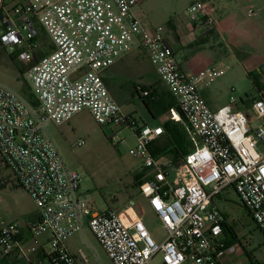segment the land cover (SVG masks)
Instances as JSON below:
<instances>
[{"label": "built area", "instance_id": "1", "mask_svg": "<svg viewBox=\"0 0 264 264\" xmlns=\"http://www.w3.org/2000/svg\"><path fill=\"white\" fill-rule=\"evenodd\" d=\"M138 4L0 0V49L24 64L36 100L31 104L0 84V168L10 172L38 211V218L26 225L28 247L17 225L0 227L2 259L27 260L39 247L36 238L48 235V264H77L65 241L86 226L112 264H152L156 257L159 264H223L237 254V246L222 242L225 216L212 200L227 189L264 236V98L251 99L246 113L237 108L239 99L231 89L226 105L210 110L199 90L223 69L180 70L166 27L144 28L133 15ZM186 13L193 29H214L206 4L191 3ZM254 15L249 8L247 16ZM38 27L50 47L40 40ZM136 49L146 52L159 82L187 119L182 121L175 109L169 118L183 123L191 143L176 163L155 158L149 150L163 135L162 126L125 115L103 82L102 72ZM139 94L147 97L150 90ZM82 111H88L112 144L125 140L119 136L124 130L135 138L128 154L142 160L138 191L162 225L160 241L151 237L132 200L118 210L98 212L79 193L81 178L64 164L48 126L67 124ZM83 144L81 140L76 146Z\"/></svg>", "mask_w": 264, "mask_h": 264}, {"label": "rangeland", "instance_id": "2", "mask_svg": "<svg viewBox=\"0 0 264 264\" xmlns=\"http://www.w3.org/2000/svg\"><path fill=\"white\" fill-rule=\"evenodd\" d=\"M194 1L139 0L137 8L142 20L138 21L146 29L165 27L169 22L182 20L185 8ZM235 2H237L235 5L237 22L231 29L224 31L221 48L218 47L221 56L218 66L223 69V74L210 86L221 97L229 96L231 89H234L233 95L239 99L238 109L249 113L250 100L259 97V92L248 75L257 79L264 95V0ZM249 8L258 12V16H247ZM38 34L42 42L47 40L40 27ZM137 56L139 58H136L135 54L129 55L123 61L113 64L103 73V77L106 88L121 106L122 112L125 115L131 114L130 116L141 122L151 119L144 100L138 95L147 87L139 85L138 88L136 87L139 91L137 93L134 84H155L157 78L153 73V67L147 61L146 52L142 50ZM14 57L15 55L10 57L0 49V84L21 92L26 86L28 87V83L24 74V64L15 62ZM134 57L139 63L138 70L132 68L131 61ZM255 124L258 122L252 126L254 127ZM48 132L66 167L80 176L79 193L87 197L91 209L118 210L132 200L136 208H141L144 223L151 237L157 241L164 237V230L159 220L151 210L144 209L140 205L144 200L139 194L134 177L142 170V160L128 154V150L135 145V138L127 130L119 134L125 140L114 145L88 111H82L67 124L59 127L49 125ZM81 140L84 141L83 146L77 147V142ZM0 182L3 183H0V187L3 186L0 189V226L15 224L20 228L24 220L21 209L26 210L28 205H33L7 169L0 168ZM215 203L227 214L229 225L239 241L247 246L258 263H264V236L256 229L233 190L228 189L220 193V198L218 201L215 200ZM47 239L48 235L36 238L39 243L38 248L43 251L38 252L41 258L40 264H48L44 256L50 248ZM30 244L28 239L27 247ZM65 245L75 257L77 264H112L86 226L81 232L71 234L66 239ZM79 251H82L87 259L86 263L80 260ZM6 260H11L10 264H16L13 262L15 259L1 257L0 264H6ZM152 264H159V257H156Z\"/></svg>", "mask_w": 264, "mask_h": 264}, {"label": "crops", "instance_id": "3", "mask_svg": "<svg viewBox=\"0 0 264 264\" xmlns=\"http://www.w3.org/2000/svg\"><path fill=\"white\" fill-rule=\"evenodd\" d=\"M236 0H195L194 2H202L206 4L209 7L211 18L214 22V29L211 32H203L193 29L188 21H187V8L191 4H189L184 11V18L180 20L179 22H169L166 27V33L165 36L168 40V43L172 47L175 60L178 64V67L180 70H182L185 73H191L195 74L205 68L208 67H219V61H220V53L218 51V47L221 48L222 40L224 36V31L227 29H231L235 22H237V13L235 9V5H237ZM192 2V3H194ZM251 8V7H250ZM133 15L138 19L142 20V16L140 14L139 9L137 6L133 9ZM258 16V12L254 16ZM252 16V17H254ZM141 49H136L129 54L123 56L121 59H119L117 62L123 61L126 59L129 55L135 54V57L137 58L139 53L141 52ZM135 57L133 58L132 62V68L138 70L140 69L138 61L135 60ZM139 58V57H138ZM147 58V56H146ZM140 60V59H139ZM147 61L149 62V59L147 58ZM114 63V64H115ZM150 63V62H149ZM112 66V65H111ZM110 66V67H111ZM152 66V65H151ZM108 69V68H107ZM107 69L105 71H107ZM102 72V79L104 82V77ZM153 73L155 77L157 78V81L154 83H148V84H142L141 83H135L134 86L138 87L143 86L147 87V89L154 92V95L157 97L159 96V92H164L163 89L164 86L159 82L158 76L153 68ZM143 80V78L141 79ZM106 86V85H105ZM108 90V89H107ZM199 94L202 97V99L205 101L207 106L210 110L216 111L222 106L226 105L228 96L221 97L218 92L212 88L210 85L203 87L199 90ZM258 96H262L264 98L263 93H259ZM253 99V98H252ZM239 106H237L238 108ZM175 108L170 109L168 112H165L161 116H153L151 115L150 120H141V124L149 125V126H162V124L167 121L170 116L172 115V111H174ZM242 110V109H239ZM131 115V114H127ZM166 134L164 133L156 142L151 144L152 146H155L158 142H160ZM141 172H139L140 174ZM8 179V177L6 176ZM19 186V185H18ZM5 187V186H4ZM3 188V187H2ZM228 190V189H227ZM24 195H26L27 199H30L33 206H29L26 208V210L21 209L22 212V218L23 225L20 227V235L21 239L27 244L28 239H30V235L28 234V231L26 229V225L28 222L36 220L38 218V211L31 200V198L23 192ZM220 198V194L213 198L212 203L215 205L219 211H221L225 216V224L223 226V238L222 242L228 243L229 241L233 240V243L230 245H236L237 246V254L235 256L229 257L227 260L223 262V264H264V263H258L256 259L253 257L252 252H250L247 249V246H244L236 236L233 228L229 225V219L227 214L222 211L218 204L215 203V200L218 201ZM29 202V200H28ZM141 207L148 208L145 204V202L140 204ZM94 210V209H92ZM111 210V209H109ZM137 210H141L140 207L137 208ZM96 211V210H94ZM98 211V212H104ZM246 211V210H245ZM248 217L250 218L248 212L246 211ZM143 215V214H142ZM251 219V218H250ZM252 221V220H251ZM254 224V223H253ZM255 225V224H254ZM1 227V226H0ZM256 227V226H255ZM257 229V228H256ZM258 230V229H257ZM259 231V230H258ZM231 232L234 233V235L231 237ZM39 251H42L41 248L37 249L36 252L31 254L27 260H15L14 263H20V264H40L41 258L39 256ZM43 252V251H42ZM70 252V251H69ZM71 253V252H70ZM13 259V258H9ZM21 261V262H19ZM11 260H6V264H10Z\"/></svg>", "mask_w": 264, "mask_h": 264}, {"label": "trees", "instance_id": "4", "mask_svg": "<svg viewBox=\"0 0 264 264\" xmlns=\"http://www.w3.org/2000/svg\"><path fill=\"white\" fill-rule=\"evenodd\" d=\"M44 46L50 47L48 39L43 42ZM248 78L252 82L253 86L258 90L259 93L262 92L260 84L257 82V79L254 76L248 75ZM136 90V87H135ZM149 90V89H148ZM165 90V89H164ZM138 93V91L136 90ZM20 94L31 104H36V100L30 88L26 86ZM140 96V94L138 93ZM144 102L149 112L153 116H161L165 112H168L170 109H173L177 106L176 100L165 90V92L160 93L159 96H155L154 92L150 90V94L147 97L140 96ZM164 133L166 134L164 138L158 142L155 146H152L151 143L149 150L155 158H165L171 162H177L179 159L184 157L191 148V143L187 140L184 125L183 123H176L168 119L162 124ZM163 133V134H164ZM141 173L137 174L134 177L136 186L138 187L139 179ZM1 183V182H0ZM3 184V183H1ZM3 186L0 187V189ZM224 230V229H223ZM234 233L231 232V237ZM233 243V240L225 243V245H230ZM44 256L47 259L46 254Z\"/></svg>", "mask_w": 264, "mask_h": 264}, {"label": "water", "instance_id": "5", "mask_svg": "<svg viewBox=\"0 0 264 264\" xmlns=\"http://www.w3.org/2000/svg\"><path fill=\"white\" fill-rule=\"evenodd\" d=\"M175 111L178 114V116L180 117V119L182 121L186 122L187 119L178 106L175 107Z\"/></svg>", "mask_w": 264, "mask_h": 264}]
</instances>
